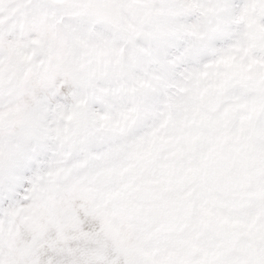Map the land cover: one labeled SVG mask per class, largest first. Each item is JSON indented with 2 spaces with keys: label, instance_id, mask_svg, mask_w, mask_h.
<instances>
[{
  "label": "snow or ice",
  "instance_id": "1",
  "mask_svg": "<svg viewBox=\"0 0 264 264\" xmlns=\"http://www.w3.org/2000/svg\"><path fill=\"white\" fill-rule=\"evenodd\" d=\"M0 264H264V0H0Z\"/></svg>",
  "mask_w": 264,
  "mask_h": 264
}]
</instances>
